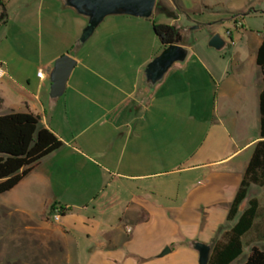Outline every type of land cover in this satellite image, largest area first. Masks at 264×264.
Listing matches in <instances>:
<instances>
[{"label":"crops","instance_id":"crops-1","mask_svg":"<svg viewBox=\"0 0 264 264\" xmlns=\"http://www.w3.org/2000/svg\"><path fill=\"white\" fill-rule=\"evenodd\" d=\"M37 2L69 9L64 0ZM73 21L72 32H49L46 53L29 69L7 67L0 79V116H36L62 143L0 195V258L198 264L195 244L211 250L234 225L227 214L260 140L255 60L264 36L237 23L239 42L226 59L184 46L185 64L148 92L143 72L162 51L151 17H108L84 45V24ZM65 54L76 65L62 97L51 99L53 64ZM256 237L249 246L264 250Z\"/></svg>","mask_w":264,"mask_h":264},{"label":"rangeland","instance_id":"rangeland-1","mask_svg":"<svg viewBox=\"0 0 264 264\" xmlns=\"http://www.w3.org/2000/svg\"><path fill=\"white\" fill-rule=\"evenodd\" d=\"M0 1L6 14L5 23L0 26V66L3 70L8 67L21 73L29 69V66L36 62L39 50L43 54L46 53L51 40L50 31L57 34L72 32L76 27L73 20L82 22L84 27L86 25V20L75 17L71 9H64L62 11L64 13L61 14L58 8H50V2H45L39 7L37 0ZM51 10L56 14L50 15ZM65 14H69V17ZM45 15L52 16L47 24ZM151 18L157 25L176 26L181 36L179 46L189 47L194 55H201L204 52L215 57L228 58L231 41L233 44L239 42L235 30L237 23L246 31L264 36V0H156ZM226 33L232 35L231 40ZM215 34H219L226 44L220 52L207 46ZM249 198H256L259 201L262 215L259 222L263 223L264 188L252 189ZM254 234L253 232L244 239L243 253L232 264L244 263L251 247L246 246L252 241ZM256 245L258 249L261 248L260 244ZM6 255L1 256L0 264H34L38 259L39 264L40 261L43 262L40 257L30 258L29 262L22 261L17 258V254L13 255L11 252Z\"/></svg>","mask_w":264,"mask_h":264},{"label":"trees","instance_id":"trees-1","mask_svg":"<svg viewBox=\"0 0 264 264\" xmlns=\"http://www.w3.org/2000/svg\"><path fill=\"white\" fill-rule=\"evenodd\" d=\"M5 20V9L0 1V25ZM152 32L162 50L170 45L181 44L179 30L174 26L153 25ZM255 63L263 81L259 95L260 140L253 147L227 214V222L235 223L225 231L220 230L210 250L207 264L235 262L243 253L244 239L253 232L257 236L256 242L264 244V226L259 224V219L262 218L259 201L249 198L251 187L264 188V40L258 47ZM61 146L62 143L52 132L40 126L36 116L19 113L0 116V195L14 188L43 158ZM244 202L246 206L239 212ZM242 264H264V250L251 247Z\"/></svg>","mask_w":264,"mask_h":264},{"label":"water","instance_id":"water-1","mask_svg":"<svg viewBox=\"0 0 264 264\" xmlns=\"http://www.w3.org/2000/svg\"><path fill=\"white\" fill-rule=\"evenodd\" d=\"M65 6L71 9L74 14L86 20V26L82 31L79 44L84 45L94 34L95 30L108 17L128 16L137 19H149L155 7L156 0H64ZM225 42L219 34L213 35L208 48L214 51H221ZM190 57V51L179 45H170L164 48L145 68L142 76V85L148 92L162 83L165 75L173 67L182 66ZM75 60L65 54L55 60L50 74L49 97L57 99L62 97L70 74L75 67ZM246 202L242 204L239 212H242ZM194 249L198 253V264H207L210 248L204 244H195ZM169 253L165 248L160 254L164 257Z\"/></svg>","mask_w":264,"mask_h":264},{"label":"built area","instance_id":"built-area-1","mask_svg":"<svg viewBox=\"0 0 264 264\" xmlns=\"http://www.w3.org/2000/svg\"><path fill=\"white\" fill-rule=\"evenodd\" d=\"M226 36H229V34L228 33H226ZM4 76V70L1 68V66H0V79L2 78ZM37 77L39 78V79H41L42 78V73L41 72H38L37 73ZM59 218H60V212H55L53 215H52V219H53V221H55V222H57L58 220H59Z\"/></svg>","mask_w":264,"mask_h":264}]
</instances>
